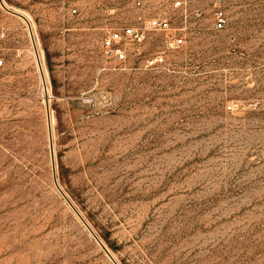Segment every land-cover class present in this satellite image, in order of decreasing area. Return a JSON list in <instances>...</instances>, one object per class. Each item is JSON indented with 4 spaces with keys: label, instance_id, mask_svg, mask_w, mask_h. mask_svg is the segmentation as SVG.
<instances>
[{
    "label": "rangeland",
    "instance_id": "374dc122",
    "mask_svg": "<svg viewBox=\"0 0 264 264\" xmlns=\"http://www.w3.org/2000/svg\"><path fill=\"white\" fill-rule=\"evenodd\" d=\"M172 1L0 6V264H264V0Z\"/></svg>",
    "mask_w": 264,
    "mask_h": 264
},
{
    "label": "built area",
    "instance_id": "2783aa9c",
    "mask_svg": "<svg viewBox=\"0 0 264 264\" xmlns=\"http://www.w3.org/2000/svg\"><path fill=\"white\" fill-rule=\"evenodd\" d=\"M203 0H173L172 7L178 10L184 16L193 4L199 3ZM214 14H215V29L222 30L226 27L227 18L226 12L223 8L222 0H213ZM74 14L77 9H73ZM199 13V11H195ZM138 26H130L120 29H115L108 32L103 38V48L109 58L114 59L116 62L125 63L133 55L141 54V46L147 41L151 34L155 32H169L172 30L171 21L163 15H156L153 17L138 16ZM185 44L184 36L176 31V34L168 35L167 48L169 50L178 49ZM132 46H136V52L132 53ZM156 62H162L163 57L155 59Z\"/></svg>",
    "mask_w": 264,
    "mask_h": 264
},
{
    "label": "bare ground",
    "instance_id": "6f19581e",
    "mask_svg": "<svg viewBox=\"0 0 264 264\" xmlns=\"http://www.w3.org/2000/svg\"><path fill=\"white\" fill-rule=\"evenodd\" d=\"M0 6L1 7H3V8H6L7 10H9L8 9V6L6 5V3L4 2V0H0ZM21 15V14H20ZM24 18L25 19H23L24 21H25V23L27 24V27H28V31H29V35L31 36V33H30V29H32L31 28V24H30V21L28 20V18H26L25 16H24ZM31 38H32V36H31ZM36 45V44H35ZM33 46H34V44H33ZM33 49H34V47H33ZM34 54H35V56L37 55L36 54V50L34 49ZM41 54V53H40ZM37 57V56H36ZM38 59V58H37ZM40 61V60H39ZM37 63H38V60H37ZM41 79H42V77H41ZM49 88V87H48ZM53 117V116H52ZM51 116H49V125H50V127H52V124H53V122H54V120H53V118H52ZM51 130V129H50ZM50 139V138H49Z\"/></svg>",
    "mask_w": 264,
    "mask_h": 264
},
{
    "label": "water",
    "instance_id": "95a60500",
    "mask_svg": "<svg viewBox=\"0 0 264 264\" xmlns=\"http://www.w3.org/2000/svg\"><path fill=\"white\" fill-rule=\"evenodd\" d=\"M10 11V10H9ZM10 12H12V11H10ZM13 14H15V15H17V16H19V17H21V18H23V19H25L24 18V16H22V15H20V14H18V13H16V12H12ZM55 181H56V178H55ZM56 184H57V182H56ZM58 185V184H57ZM60 191H61V189H60ZM62 192V191H61ZM62 194H64L63 192H62ZM66 200L70 203V205H71V202L66 198ZM87 226V225H86ZM88 227V229H89V231L95 236V234L93 233V231L90 229V227L89 226H87ZM96 237V236H95ZM98 242L101 244V246L104 248V250L106 251V252H108L107 250H106V248L102 245V243L98 240Z\"/></svg>",
    "mask_w": 264,
    "mask_h": 264
}]
</instances>
